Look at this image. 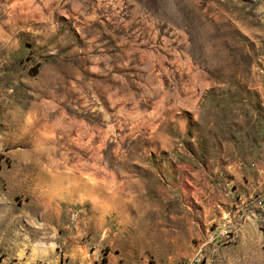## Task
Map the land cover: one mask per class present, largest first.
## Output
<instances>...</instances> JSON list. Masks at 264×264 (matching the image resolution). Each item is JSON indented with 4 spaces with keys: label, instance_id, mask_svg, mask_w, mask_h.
I'll return each mask as SVG.
<instances>
[{
    "label": "rangeland",
    "instance_id": "374dc122",
    "mask_svg": "<svg viewBox=\"0 0 264 264\" xmlns=\"http://www.w3.org/2000/svg\"><path fill=\"white\" fill-rule=\"evenodd\" d=\"M0 264H264V0H0Z\"/></svg>",
    "mask_w": 264,
    "mask_h": 264
},
{
    "label": "bare ground",
    "instance_id": "6f19581e",
    "mask_svg": "<svg viewBox=\"0 0 264 264\" xmlns=\"http://www.w3.org/2000/svg\"><path fill=\"white\" fill-rule=\"evenodd\" d=\"M37 126V125H36ZM48 181H50L49 183H53V184H56V185H58V183H59V181L58 180H55V179H49ZM53 186V185H52ZM57 186H55V187H52V188H56ZM95 188V187H94ZM59 188H56L55 189V191H57ZM69 189V188H68ZM71 189V188H70ZM73 189H76V188H73ZM60 190V189H59ZM62 190H64V189H62ZM52 191V190H51ZM71 192V191H70ZM64 193V192H63ZM59 194V193H58ZM71 195V194H70Z\"/></svg>",
    "mask_w": 264,
    "mask_h": 264
}]
</instances>
